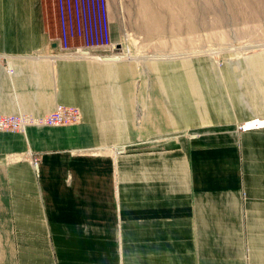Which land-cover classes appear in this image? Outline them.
Returning a JSON list of instances; mask_svg holds the SVG:
<instances>
[{"label": "crops", "instance_id": "1", "mask_svg": "<svg viewBox=\"0 0 264 264\" xmlns=\"http://www.w3.org/2000/svg\"><path fill=\"white\" fill-rule=\"evenodd\" d=\"M48 2L0 0V114L80 117L0 131V264H264V46L59 54Z\"/></svg>", "mask_w": 264, "mask_h": 264}, {"label": "rangeland", "instance_id": "2", "mask_svg": "<svg viewBox=\"0 0 264 264\" xmlns=\"http://www.w3.org/2000/svg\"><path fill=\"white\" fill-rule=\"evenodd\" d=\"M106 4L107 35L118 59L130 57L139 64L205 56L218 65L224 56L264 46V0H106ZM78 7L79 18L75 11L71 20L67 16V46L81 45L94 55L106 53L95 46L104 43V31L102 16L100 21L96 13L93 16L94 0H78ZM54 9L56 22L49 0L45 9L49 32L63 47V24Z\"/></svg>", "mask_w": 264, "mask_h": 264}, {"label": "built area", "instance_id": "3", "mask_svg": "<svg viewBox=\"0 0 264 264\" xmlns=\"http://www.w3.org/2000/svg\"><path fill=\"white\" fill-rule=\"evenodd\" d=\"M54 1V0H53ZM93 2V0H91ZM95 8L93 10V16H96L98 20L103 21V31H104V43H100L95 46L101 47L103 51L106 53H101L95 55V57L99 60L103 59H118L120 56L118 54H114L111 51L114 46L110 42L109 37L107 35V27H106V9L107 4L106 0H94ZM56 11L59 10V14L61 17V22L63 24L64 30V38L63 43L64 46L61 47L59 43L55 44L56 49L59 51L63 48V52H57L59 54H75V55H87L89 50L87 48H82V46H67V34H66V23L67 16L71 20L72 16L75 15L79 18V7L78 0H55L54 2ZM58 9V10H57ZM101 14V15H100ZM101 24V22H100ZM73 35V31L71 33ZM109 52V53H108ZM79 112L74 107L57 105L52 111L39 116V117H31L26 114H16V115H7L0 114V131H8V132H21L23 131L26 125H47V126H57V125H69L76 123L79 120ZM264 127V119L262 118H252L245 121L238 122L235 125V128L238 132H245L248 130H257ZM33 164H36V161H33Z\"/></svg>", "mask_w": 264, "mask_h": 264}]
</instances>
